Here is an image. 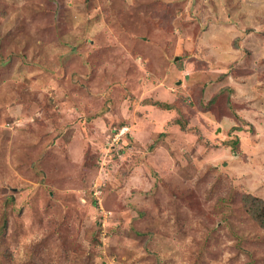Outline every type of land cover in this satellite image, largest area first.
<instances>
[{
  "label": "rangeland",
  "instance_id": "obj_1",
  "mask_svg": "<svg viewBox=\"0 0 264 264\" xmlns=\"http://www.w3.org/2000/svg\"><path fill=\"white\" fill-rule=\"evenodd\" d=\"M255 198L264 0H0V264H264Z\"/></svg>",
  "mask_w": 264,
  "mask_h": 264
},
{
  "label": "trees",
  "instance_id": "obj_2",
  "mask_svg": "<svg viewBox=\"0 0 264 264\" xmlns=\"http://www.w3.org/2000/svg\"><path fill=\"white\" fill-rule=\"evenodd\" d=\"M227 89L228 88H224L223 90H219V91H221V92H227ZM220 94L221 93H219L217 95L219 96ZM213 98L214 97H212V99H210L208 103L212 104L214 102V99ZM151 105L158 106V108H160L162 110H170V108H171L170 106L164 105V104H151ZM177 123L180 124V122H177ZM249 208H250L249 209V212H248L249 213V216L252 218V220L257 225H259L260 227L264 228V202L261 201V200H259V199H256L255 198V200H253V203L250 205ZM1 229H3V226L1 227Z\"/></svg>",
  "mask_w": 264,
  "mask_h": 264
},
{
  "label": "built area",
  "instance_id": "obj_3",
  "mask_svg": "<svg viewBox=\"0 0 264 264\" xmlns=\"http://www.w3.org/2000/svg\"><path fill=\"white\" fill-rule=\"evenodd\" d=\"M128 131L129 130L127 128H121L120 131L117 134H115L117 141L119 140V135H126L128 133Z\"/></svg>",
  "mask_w": 264,
  "mask_h": 264
},
{
  "label": "clouds",
  "instance_id": "obj_4",
  "mask_svg": "<svg viewBox=\"0 0 264 264\" xmlns=\"http://www.w3.org/2000/svg\"><path fill=\"white\" fill-rule=\"evenodd\" d=\"M129 132V131H128ZM127 135V134H126Z\"/></svg>",
  "mask_w": 264,
  "mask_h": 264
}]
</instances>
